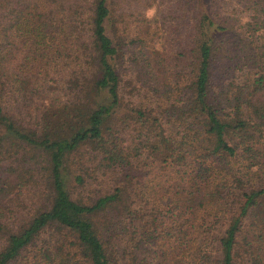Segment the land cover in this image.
Returning a JSON list of instances; mask_svg holds the SVG:
<instances>
[{
	"label": "trees",
	"instance_id": "obj_1",
	"mask_svg": "<svg viewBox=\"0 0 264 264\" xmlns=\"http://www.w3.org/2000/svg\"><path fill=\"white\" fill-rule=\"evenodd\" d=\"M116 4L0 0V264H264V0Z\"/></svg>",
	"mask_w": 264,
	"mask_h": 264
},
{
	"label": "rangeland",
	"instance_id": "obj_2",
	"mask_svg": "<svg viewBox=\"0 0 264 264\" xmlns=\"http://www.w3.org/2000/svg\"><path fill=\"white\" fill-rule=\"evenodd\" d=\"M258 0H216V11H224L233 17L235 11H251L250 6ZM117 11H124L126 31L129 34L141 31L147 34L149 44L159 51L163 50L165 55L172 57L181 44L185 42V0H116ZM247 7V8H246ZM246 8V10H244ZM59 11V10H57ZM146 17L147 21L142 19ZM148 24V30L142 32L141 28Z\"/></svg>",
	"mask_w": 264,
	"mask_h": 264
}]
</instances>
